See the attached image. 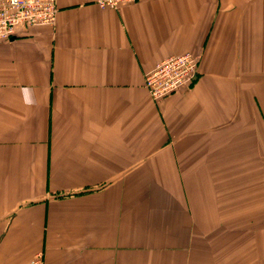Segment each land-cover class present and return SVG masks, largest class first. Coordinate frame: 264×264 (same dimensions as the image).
<instances>
[{
    "label": "crops",
    "instance_id": "1",
    "mask_svg": "<svg viewBox=\"0 0 264 264\" xmlns=\"http://www.w3.org/2000/svg\"><path fill=\"white\" fill-rule=\"evenodd\" d=\"M55 1L0 43V264H264V0Z\"/></svg>",
    "mask_w": 264,
    "mask_h": 264
},
{
    "label": "built area",
    "instance_id": "2",
    "mask_svg": "<svg viewBox=\"0 0 264 264\" xmlns=\"http://www.w3.org/2000/svg\"><path fill=\"white\" fill-rule=\"evenodd\" d=\"M145 0H95L101 10L117 9L122 4ZM55 0H0V43L16 37L20 28L53 27ZM198 61L190 54L173 56L158 63L144 77V87L152 101H161L189 87L197 78ZM28 264H44L37 254Z\"/></svg>",
    "mask_w": 264,
    "mask_h": 264
}]
</instances>
